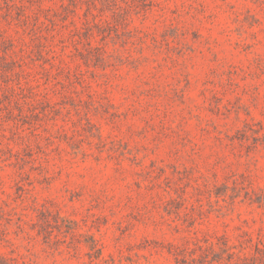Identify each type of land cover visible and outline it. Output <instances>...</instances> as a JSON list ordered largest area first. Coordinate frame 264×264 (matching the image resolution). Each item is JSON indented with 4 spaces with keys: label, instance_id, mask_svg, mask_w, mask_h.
Returning <instances> with one entry per match:
<instances>
[{
    "label": "rangeland",
    "instance_id": "1",
    "mask_svg": "<svg viewBox=\"0 0 264 264\" xmlns=\"http://www.w3.org/2000/svg\"><path fill=\"white\" fill-rule=\"evenodd\" d=\"M0 264H264V0H0Z\"/></svg>",
    "mask_w": 264,
    "mask_h": 264
}]
</instances>
